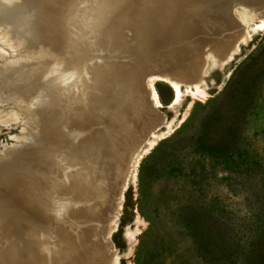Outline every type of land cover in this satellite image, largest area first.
<instances>
[{"label": "rangeland", "instance_id": "1", "mask_svg": "<svg viewBox=\"0 0 264 264\" xmlns=\"http://www.w3.org/2000/svg\"><path fill=\"white\" fill-rule=\"evenodd\" d=\"M72 1L85 9L94 0ZM137 1L130 2L136 5ZM168 1L170 0H165V3H170L169 7L160 10L164 20L162 18L159 21L157 17L161 4L157 6L150 0L152 7L147 6L149 12L145 13L148 16L139 11L131 12L130 21L121 20L115 29L123 26L124 35L118 39L119 46L124 45L133 52H150L167 70L185 75L193 64L203 66L192 77L193 81L187 78L176 80L178 90L166 81L152 77L158 70L157 67H152L153 64H149L143 78L136 79L128 71L134 64L133 58L106 44L99 46L100 50L95 53L84 43L86 50L82 53L71 44V38L78 34V29L72 25L66 27L69 36L60 35L55 28L49 31V36L55 40V44L51 43L55 50L40 38L35 47L27 45L26 37L21 32L19 37L23 45H18V48L22 53L10 55L8 51H3L5 56L1 57L0 69L4 72L36 65L43 68L40 70L43 73L58 74L62 70L65 74L68 73V81L78 86L81 82L77 77L78 73H93L96 79L90 84L94 89L108 88L104 84L107 78L116 82L119 89H123L128 84L124 80L118 81L115 76L130 79L128 86L131 91L128 94L131 96L129 99L126 96L117 126L111 129L113 138L105 141L104 136H100L101 141H105L107 152L97 149L102 159L100 168L104 170H99L101 178H97L101 182L105 178L103 182L109 183L107 187L104 185L100 194L98 191L95 193L91 203L82 199L81 202L75 196L77 183L81 182L79 172L93 164L88 156V162L84 163L85 156L82 155L68 163L65 170L62 168V172L60 151H55L51 158L48 157L50 162L58 160L60 166L57 163V167L50 165L46 170L50 182L55 176L60 179L65 177L66 183L62 187H56L54 182L49 188L37 183L38 180L35 181L33 172H30L26 164L16 171V179H21L23 183L2 190V196L5 201H10L11 209L4 208V205L0 207L1 220L13 218L17 210L21 218L24 216L28 219L30 215H38L39 220L47 221L52 227L47 232L50 234H45L42 228L37 227L38 224L32 225L23 217V230L40 232L38 236L42 232V238H24L27 246L40 243L47 244L59 253L72 250L78 242H84L93 233V217L86 210L91 212L95 208V212H98L101 211V206L106 218L103 223L98 220L99 226L94 223L99 227V232H94L91 240L98 249L101 244L109 246V257L106 256L105 264H264L262 15L244 12L234 6L227 16L216 14L213 17L216 10L213 0ZM45 2L55 8L58 6L56 0ZM24 3L21 0L20 4L24 6ZM222 4L225 5V2ZM152 16L156 19H151ZM52 17L48 16L47 19L54 20ZM20 18L29 24L32 22L23 13ZM141 30H144V34ZM3 34L9 40L6 30H3ZM141 36H144V41ZM152 41L155 42L154 46ZM23 52L28 55H23ZM76 53L84 55L86 60L81 64L73 63L77 70H66ZM88 64L97 70L91 71L87 68ZM56 68L60 71L55 70ZM210 70L212 79L207 81ZM157 82L166 101L173 97L169 109L160 100ZM151 84L158 94L161 106H153L149 100L148 87ZM39 87L52 91V80L40 79L36 92ZM112 89L113 85L111 94ZM28 91L30 89L27 88L21 91L7 89L1 93L0 121L12 115L15 116V121L9 125L1 122L0 158L5 151L22 158L19 156L22 152L15 153L13 148L24 141V136L35 133L38 127L41 131L45 128L46 121L40 126L39 115L42 110L50 112L51 107L40 104V95L37 99H29L26 95ZM52 95L60 101L57 91L54 90ZM123 113L125 118L122 117ZM48 145L52 146L49 141ZM120 149L127 152L125 162L113 167L112 163L119 160L116 152ZM111 157L112 162L108 161ZM0 177L5 181L12 180V177L5 176L4 171H0ZM114 186L116 191L111 198ZM42 203H46L47 207ZM81 211L90 217L85 218L90 222L88 225L83 216L75 215V212ZM100 217L101 213L98 214L99 219ZM13 229L12 225L11 230ZM4 232L5 228L0 224V235Z\"/></svg>", "mask_w": 264, "mask_h": 264}, {"label": "bare ground", "instance_id": "2", "mask_svg": "<svg viewBox=\"0 0 264 264\" xmlns=\"http://www.w3.org/2000/svg\"><path fill=\"white\" fill-rule=\"evenodd\" d=\"M24 1H25L24 4H26V5L23 6V4H20L21 0H0V60H1V57L4 58V56H5L4 55L5 52H3L4 50L8 51L10 55H20L22 53V52H20V48H18V45H20V44L23 45V41L20 39L19 33H21V32L24 33V35L26 37L25 42L27 43V45H31V46L35 47V45L38 43L37 39L40 38L42 41H44V43L47 46H50L52 49H54L55 47H53L51 45V43L55 44V40L52 36H49V31L53 30L55 28L58 30L57 32L60 35H65V36L68 35L69 36L70 34H68V31H66V27L70 26V25H72L78 29V34L76 36H73V38H71V40H70L71 44H73L75 46V48H78L82 53L86 50V49H84L85 46L89 45L90 49H92V51H94L96 53V51H98L96 48V44H97V41L100 40V36H99L98 32L99 31H106L107 34H110L113 23H121L120 22L121 20H126L125 18H127L128 16H126L125 12H127L130 9L129 7H130V3H131L130 2L131 0H94V1H92V3L89 6H87V8L82 9L78 3H75L72 0H56V3L58 5V6H56V8H55V6L49 5L47 2H45V0H24ZM170 1H168V2H170ZM224 2H225V5L222 4ZM152 3H154L153 0H152ZM168 4H170V3H168ZM168 4H166V6L169 7ZM212 4L214 5V8L216 9L214 11L215 13L213 12V17H215L216 14H221L225 17L228 15L229 10L232 7L234 8V6H238L244 12H251V13H254V15L256 14L258 16L262 15L261 16L262 20H263L262 22H264V0H213ZM150 5H152V4H150ZM157 6H158V4H157ZM157 6H156V8H157ZM225 6H226V8H223ZM151 7L152 6H150V8ZM233 8H232V10H233ZM155 10H157V9H155ZM147 12H149V10ZM21 13H23L26 18L32 19L31 24H29L28 21H26V20H21V18H20ZM143 15H145V13ZM151 15H154V14L151 13ZM151 15H149V16H151ZM48 16H53L52 18L54 20L47 19ZM145 16H148V15H145ZM157 17H159V16H157ZM136 18H138V17H136ZM165 18H166V16H165ZM151 19H156V18H153V16H152ZM157 20H158V18H157ZM160 20H162V19H160V17H159V21ZM178 21H176V22H178ZM152 22H154V21H152ZM148 23H150V22L148 21ZM166 24H167V21H166ZM149 27H151V26H149ZM233 27H234V25H233ZM261 27L263 28L264 25ZM140 29H142V28H140ZM3 30H6V33L9 37V40L12 41V43H10V41L7 39V36H5L3 34ZM143 31L144 30H141V33ZM143 34H144V32H143ZM146 34H147V31L145 32V38L147 36ZM143 38H144V36H143ZM84 43H85V46H84ZM104 47H106V46H104ZM22 51H25V50H22ZM27 52H23V55H28L29 52L28 53ZM41 54H44V53H41ZM85 60L86 59H84V55H79L78 53L74 54L73 55V62L70 64L69 67L66 68V70H71V69L77 70V69H75V66L73 65V63L76 62V63L81 64ZM17 63H18V61H17ZM206 64H207V62H206ZM87 68H89L91 71L97 70V69H92L93 67H91L90 64H88ZM42 69H43L42 67H38L36 65H31V66H27V67L23 66L21 68L17 67L16 69H11L9 72L5 71L8 73H5L4 71H2L0 69V96H2L1 93L3 92V90L6 91L8 89V90L21 91L24 88H27V89H30V91L26 92V95L28 96L29 99H31V100L37 99L36 97L38 95H40V97H41L40 104L41 103L45 104V105L47 104V105H49V107H51L50 112L42 110L41 114L39 115V119H40V123H41L40 126L42 125V123L44 121H46L45 128H43L44 130L41 131L40 130L41 128L38 127V129L35 131V133L24 136V139H23L24 141H22V142L20 141L18 147L13 148L15 153L19 152V151L22 152L21 155H19V156H22V158L20 157V159H19L18 155H16V156L12 155V153L9 151H5L4 154L2 155V158H0V171H2V172L4 171L5 176H9L10 178L12 177V180H9V181L8 180L5 181L0 177V201L4 199L2 196V190L9 189L12 186L23 183L21 179H16L17 178L16 171L21 170L22 165H26V164H27L30 172H33L32 174L36 178L35 181L38 180L37 183L40 182L41 184H44V186H46V188H49L52 185V182H54L56 187L57 186L62 187L63 184L66 183L65 177H63V176H62L63 179H60L59 177L55 176V177H53V181L50 182L49 174L47 173L46 168L50 165L57 164L58 160L56 162H53V161L50 162L48 157L51 158L53 153H55V151H57V150L60 151L61 155H62L61 162H59V163H61L60 168H61V170H62V168L65 170L68 166L67 164L71 163V161L74 158H78V157L82 156V154L80 156L79 152H77V154H76V153H72L73 150L67 149V144L69 142H72L69 139L77 136V133L74 130L77 128H82V129L85 128L84 130H86V129H88V126L92 127V128L95 126V123L92 122V119L94 116L87 115V113H86L87 109H85V107L87 105L83 106L89 100L91 95H94V91L96 90V89L92 88V86L90 84L91 81L94 82V80L96 79L94 77V74L90 73V75H82V74L80 75L78 73L77 77H79V79L81 80V82L79 84L80 87H79L74 82L68 81V76H67L68 73L65 74L62 70L60 73L55 74V73H43L42 71H40ZM89 69H88V71H89ZM55 70L60 71L59 68H56ZM185 75H186V73H185ZM43 78H48V79L52 80V86H53L52 91L48 88H45V87L44 88L39 87L37 92L35 91L37 86H38L40 79L42 80ZM156 78H158V77H156ZM159 80L166 81L175 90L179 89L178 84L176 83L175 79H172L170 77H166L164 79H159ZM189 81H193V78L189 79ZM66 83L68 84L67 86H66ZM112 83H113L112 80H108V79L104 80V84H106V86L108 87L107 88L108 92H106V98H108L109 96L112 95L111 94V88L113 85ZM148 88H149L148 97H149V100L152 103V105L153 106L154 105L161 106V103H160L159 98H158V94H157L154 86L151 84ZM54 90L57 91L58 95L61 97L60 101H57L56 98L53 97L52 94H53ZM92 92H93V94H92ZM195 94H197V93H195ZM79 109H81L82 111ZM125 112H127V111H125ZM125 116L126 115L123 113L122 117L125 118ZM31 117H33V116H31ZM115 120H117V117H115ZM13 121H15L14 115L9 116L7 119H5L3 121H0V125H1V122L9 125V123H11ZM113 122L114 121L111 120V126H113L112 125ZM50 124H51V126H50ZM90 129L91 128H89V131H90ZM107 134L112 136L111 131ZM112 138H113V136H112ZM48 141L52 144V146L48 145ZM125 145H126V143H125ZM93 147H94V145H93ZM127 147H129V145H127ZM100 150L101 149H99V151ZM99 151L94 148V151L90 152L93 155H88V158L90 160V163H92L93 165L90 166V168L84 167L79 172V179L81 180V182H80V184L77 183L78 184L77 195L75 196L77 199H79V201H81V199H82L84 201L91 203L92 198L94 197L95 193L98 191V193L100 194L101 189L104 188V185H103L104 182L103 181L105 180V178L102 179V182L100 181L101 179L99 180L97 178L99 176V170H101V168H102V167L100 168L102 159H101ZM137 151L135 153H137ZM102 152H107V150L104 148ZM116 153L118 155L119 160L112 163L113 167L118 166V165L121 166L122 163L124 164L126 156H127V152L126 151L124 152L121 149H120V151H117ZM94 154H97V155H94ZM106 158H108V157H106ZM111 160H112V157L108 161H111ZM106 161H104V163ZM130 162H131V160L129 161V163ZM59 163H58V166H60ZM36 164H38V166ZM125 165H126V163H125ZM55 166L57 167V165H55ZM55 166H53V167L55 168ZM51 170H53V169H51ZM102 170H101V172H102ZM62 172H63V170H62ZM103 172H104V170H103ZM64 174H65V171H64ZM110 175H112V173H110ZM102 177H105V176H102ZM87 179H90V180H89V182L86 183ZM32 180H34V179H32ZM32 183H34V182H32ZM51 190H54V189H51ZM88 195H89V197H88ZM73 201H75V199ZM9 202H10L9 200L5 201V199H4L2 202L3 204L0 203V207L2 208V206L4 205L5 206V207L3 206L4 208L9 209L11 207L9 205ZM90 203H88V204H90ZM42 204H44V206L47 207L46 203H42ZM99 204H101V203L99 202ZM79 206H81V205H79ZM13 210H15V209H13ZM99 210H101V211L95 212L96 211L95 208L91 209V212H89V210H86L87 213L93 217V222L91 225L93 227V233L99 232V227H97V226H99V221H100V223H103L105 221V218H106V216L105 217L103 216V212L105 210H102L101 206L99 207ZM71 211H73V210H71ZM18 213L16 210V213H15V215H13V218L7 219L6 221H4L3 219L2 220L0 219V224L3 225V227L5 228V232L2 235H0V264H94V262H95V264H105V262L107 261V257H109L108 252H110L109 246L107 247V245L101 244L100 245L101 248L98 249L95 246V243H93V241L91 240V237H92L91 235H93V233L91 235L87 236L84 242H81V243L76 242L77 244L73 247L72 250H69L67 252H62V253L56 252L53 248H51L47 244L38 243L36 245V243H31L29 246H27L24 242V238H29V240L34 239L35 236L37 237L38 233H40V232L36 233L37 231L33 232L31 229L30 230H23L21 227L22 226L21 225V221H22L21 219L24 216H22V218H21L19 215L20 213L19 214ZM91 213H93V214H91ZM99 213H101V217H100L101 219L98 218ZM7 215H8V213H7ZM75 215L83 216L84 220L87 221L86 225H88L89 221L87 219H90V217H87L86 214L84 215L82 213V211L78 212V213L75 212ZM37 216L38 215L35 216L33 214V215H30L28 217V219L26 217H24V219L26 218L27 220H29L30 224H32V225H33V223H36V226L38 224L37 227L42 228L44 230L45 234L47 232H50L52 229L51 225L47 221L39 220L40 218H38ZM42 216H43V214H42ZM85 218H87V219H85ZM2 221L4 223H2ZM86 221H83V222H86ZM94 223H96L97 226L94 225ZM70 224H72V223H70ZM12 225L14 227L13 230H11ZM65 225L66 224L64 223V226ZM23 228H25V227H23ZM60 228H62V227H60ZM68 228H69V226H68ZM54 229H56V228H54ZM65 229H67V228H65ZM73 234H74V232H73ZM41 235H42V232H41ZM41 235H39L38 237L42 238ZM77 236L78 235H76V237ZM44 237H45V235H44ZM43 242H45V241H43ZM87 242L89 243V244H87V245H89L88 247H86ZM103 243H106V242H103ZM72 244H74V243H72ZM88 249H90V250H88ZM88 251L90 253H88Z\"/></svg>", "mask_w": 264, "mask_h": 264}, {"label": "water", "instance_id": "3", "mask_svg": "<svg viewBox=\"0 0 264 264\" xmlns=\"http://www.w3.org/2000/svg\"><path fill=\"white\" fill-rule=\"evenodd\" d=\"M149 2H150V0H138L136 5L130 3V7H129L130 9L127 12H125L126 16H128V17L125 19L127 21H130L129 15L131 12H134V11L146 13L148 11L147 6H150V4H151ZM154 3L162 5V8L158 10V16L162 19L163 15H162L160 10L166 9L167 6L165 3V0H155ZM117 24H119V23H113L110 34H107L106 31H99L98 32L99 36H100V40L97 41L96 48H97V50H100L99 46H103V44H106L121 54L127 53L129 56H131V58H133L132 61L134 62V64H133V66H130L128 68V71L131 72L135 76L136 79L143 78V76L146 74V72L148 70L147 68L149 67V64H153L154 66H152V67L158 68L157 72L152 77H158L159 79H164L166 77H170V78L175 79V80H181V79H185V78L190 79V78L194 77V75L203 68V66L196 63V64H193L192 66H190L188 68L186 75H179L178 73H175L174 71L167 70L166 68L162 67L160 65L161 64L160 61L158 59L154 58L152 55H150V52L149 53H145V52H141V51L133 52L131 49L129 50L124 45L119 46L118 45L119 44L118 39L123 37L124 30H123L122 25L120 26V29L119 28L115 29L116 28L115 26ZM141 39H143V37H141ZM152 43L154 46L155 42L152 41ZM148 61H149V63L147 64ZM211 74H212V71L210 70L208 73V77L206 79L207 81L209 79H212ZM115 77L117 78L118 81L124 80L128 85H130V79L123 78V76H121V75H118ZM107 79L112 80L109 78H107ZM128 85H126V87L123 89H119L117 87L116 82L113 81V89H112L113 94L108 99L106 98V92H108L107 88L106 89H104L102 87L95 88L96 90L94 91V95H91L89 100L85 103V105H83V106L87 105L85 107V109H87V112H86L87 115L94 116L92 119V122L95 123V126L93 128L88 126V129H86V130H84L85 128L82 129V128L76 127L77 129H75L74 131H76L77 136L69 139L72 142H69L67 144V149L73 150L72 153L77 154V152H79L80 156H81V154L83 156H85L86 160L84 159V161H85L84 163L88 162L87 161L88 155H93L90 152H93L94 148L98 149V150L99 149L103 150L105 148V142L101 141L100 136H104L105 141L112 138V136L108 135L107 133H109L113 127L117 126L118 117L121 116L120 114L124 108V100L127 97H128V99L130 98L128 92L131 91V89ZM92 94H93V92H92ZM169 105L165 106L166 109H169L168 108ZM161 108H164V106H162ZM79 110H81V109H79ZM115 117H117V120H115ZM111 120L114 121L112 124L113 126H111ZM89 128H91L90 131H89ZM93 145H94V147H93ZM94 155H97V154H94ZM89 180L90 179H87L86 183L89 182ZM108 183L109 182H106L103 185L106 184V187H107ZM128 187L126 188V190L128 189ZM108 190L110 191V189H108ZM115 191H116V188L114 186V188L112 190L113 193L112 192L110 193L111 198H112V196H114Z\"/></svg>", "mask_w": 264, "mask_h": 264}, {"label": "trees", "instance_id": "4", "mask_svg": "<svg viewBox=\"0 0 264 264\" xmlns=\"http://www.w3.org/2000/svg\"><path fill=\"white\" fill-rule=\"evenodd\" d=\"M159 82H161V81H159ZM156 86H157V90H158L159 97H160V100H161L162 104L165 105V106H166V105H169V104L172 102L173 97H172L169 101H166V99H165L163 93L161 92V90H160L159 87H158V82L156 83ZM173 96H174V95H173ZM189 223L191 224V221H190Z\"/></svg>", "mask_w": 264, "mask_h": 264}]
</instances>
